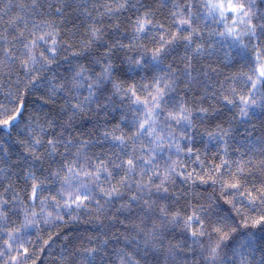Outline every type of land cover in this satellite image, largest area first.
Segmentation results:
<instances>
[{
	"label": "snow or ice",
	"instance_id": "6c2138e0",
	"mask_svg": "<svg viewBox=\"0 0 264 264\" xmlns=\"http://www.w3.org/2000/svg\"><path fill=\"white\" fill-rule=\"evenodd\" d=\"M38 261L264 264V0H0V264Z\"/></svg>",
	"mask_w": 264,
	"mask_h": 264
},
{
	"label": "trees",
	"instance_id": "16d2710c",
	"mask_svg": "<svg viewBox=\"0 0 264 264\" xmlns=\"http://www.w3.org/2000/svg\"><path fill=\"white\" fill-rule=\"evenodd\" d=\"M30 102H35L37 105L42 104V102L37 99L35 94H32L30 96ZM83 227L85 226L82 224H72V223L67 225H59L53 228H45L44 231L41 233V235L43 239H48L49 234L59 233V235H53L52 240L50 241L52 255H55L59 251V245L61 243L63 235L65 234L63 230L66 229L67 231H74V230H80ZM48 256H49V249L46 247L45 252L42 254V260L48 258ZM38 264H41V262L38 261Z\"/></svg>",
	"mask_w": 264,
	"mask_h": 264
}]
</instances>
